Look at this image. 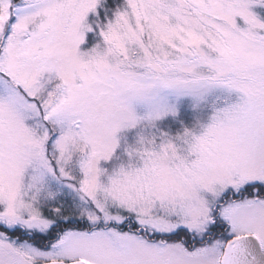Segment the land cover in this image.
Here are the masks:
<instances>
[{
	"label": "snow or ice",
	"instance_id": "6c2138e0",
	"mask_svg": "<svg viewBox=\"0 0 264 264\" xmlns=\"http://www.w3.org/2000/svg\"><path fill=\"white\" fill-rule=\"evenodd\" d=\"M0 264H264V0H0Z\"/></svg>",
	"mask_w": 264,
	"mask_h": 264
}]
</instances>
